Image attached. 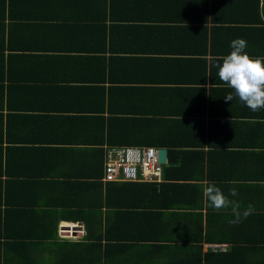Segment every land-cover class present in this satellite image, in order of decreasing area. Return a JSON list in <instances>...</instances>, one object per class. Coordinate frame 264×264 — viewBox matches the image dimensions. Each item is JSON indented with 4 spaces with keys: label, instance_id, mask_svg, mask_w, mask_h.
<instances>
[{
    "label": "crops",
    "instance_id": "crops-1",
    "mask_svg": "<svg viewBox=\"0 0 264 264\" xmlns=\"http://www.w3.org/2000/svg\"><path fill=\"white\" fill-rule=\"evenodd\" d=\"M0 264H264V0H0Z\"/></svg>",
    "mask_w": 264,
    "mask_h": 264
},
{
    "label": "built area",
    "instance_id": "built-area-1",
    "mask_svg": "<svg viewBox=\"0 0 264 264\" xmlns=\"http://www.w3.org/2000/svg\"><path fill=\"white\" fill-rule=\"evenodd\" d=\"M157 146L103 145L104 180L160 182L163 163Z\"/></svg>",
    "mask_w": 264,
    "mask_h": 264
},
{
    "label": "trees",
    "instance_id": "trees-1",
    "mask_svg": "<svg viewBox=\"0 0 264 264\" xmlns=\"http://www.w3.org/2000/svg\"><path fill=\"white\" fill-rule=\"evenodd\" d=\"M133 143H144V144H146L145 142H140V141H133ZM151 143H155L156 144V142H149V144H151ZM157 144H159V146H163V147H168L169 148V154L171 153V154H174L175 153V151L173 150V149H171L169 146H171V145H174L175 144V142H167V143H162V142H157ZM168 163L170 164V166H172V165H174V159L172 158V157H170V155H169V157H168ZM117 183V182H116ZM121 183H127V182H121ZM139 183H149V184H155V185H157V184H159V183H156V182H139ZM55 227L53 228V232L52 233H50V234H44L43 236L45 237V238H51L52 236H53V234L55 235V233H56V231H55ZM86 229H87V234H88V239H96L95 237H97L98 238V236L99 235H92V234H90L89 232H90V228H89V226H87L86 227ZM41 235V234H40ZM99 238H100V236H99ZM94 241H96V240H94ZM94 243V242H93Z\"/></svg>",
    "mask_w": 264,
    "mask_h": 264
},
{
    "label": "water",
    "instance_id": "water-1",
    "mask_svg": "<svg viewBox=\"0 0 264 264\" xmlns=\"http://www.w3.org/2000/svg\"><path fill=\"white\" fill-rule=\"evenodd\" d=\"M158 158L159 162L165 164L166 158H167V149L164 147H161L158 149Z\"/></svg>",
    "mask_w": 264,
    "mask_h": 264
}]
</instances>
